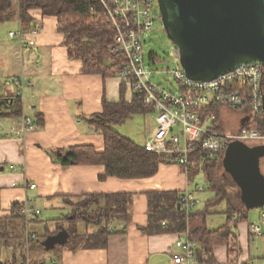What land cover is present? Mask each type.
I'll use <instances>...</instances> for the list:
<instances>
[{
  "label": "crops",
  "instance_id": "1",
  "mask_svg": "<svg viewBox=\"0 0 264 264\" xmlns=\"http://www.w3.org/2000/svg\"><path fill=\"white\" fill-rule=\"evenodd\" d=\"M29 15L30 21L23 22L18 10L11 19L15 21V28L8 32L39 28L35 48L22 45L16 38H11L16 40V45L5 44L0 37V95L7 97L0 98L9 100L12 97L14 90L8 82L14 78L22 76L31 80L33 87L25 90L23 105L24 113L32 118L35 126V130L24 136L17 135L21 116L12 117L11 109L0 103V233L9 238L8 243L0 244V264L24 263L27 249L23 256L17 249L16 238L23 233L26 236V229L44 240L43 248L35 250L29 245L30 264H174L172 258L179 252L175 244L180 234L148 235L141 230L149 221L146 193L189 191L196 196L202 190L199 187L194 190L192 184L203 172L190 178L185 168L174 162L161 164L158 173L151 178L108 177L101 180L106 173L103 165L63 166L57 163L51 155L55 150L92 146L98 153H103L104 135L89 121L102 115L104 101L117 104L123 98L131 102L136 93L115 76L106 78L98 73H84L83 62L69 55L65 37L59 32L58 19L44 16L39 10L31 11ZM29 105L35 110L27 109ZM119 125L116 129L113 125L112 129L141 147H145L157 129L154 120L141 142L142 137H129ZM25 182L35 184L36 188L25 190L13 186ZM115 193L133 195V203L128 222L115 221L111 226L114 233L108 246L85 249L68 243L74 231L88 235L101 228L82 221L75 223L72 214L76 205L89 196ZM27 198L41 211L40 217L29 225L19 213ZM209 217L206 218L207 228ZM226 223L227 220L224 225ZM255 225L262 227L263 234L259 237L251 234V226ZM231 227L234 243L230 247L214 249L217 263L264 264V220L252 224L248 214L247 221L234 223ZM54 239H58V243L47 246ZM198 252L203 262L204 255L200 250Z\"/></svg>",
  "mask_w": 264,
  "mask_h": 264
},
{
  "label": "trees",
  "instance_id": "2",
  "mask_svg": "<svg viewBox=\"0 0 264 264\" xmlns=\"http://www.w3.org/2000/svg\"><path fill=\"white\" fill-rule=\"evenodd\" d=\"M23 22L30 21L29 12L39 10L44 16L58 19L59 32L65 37L69 47V55L83 62L86 74H102L104 77L115 76L124 64L122 55H112L110 48L115 41V31L106 23V16L97 0H0V23L10 21L18 14ZM162 29H164L162 27ZM165 31V29H164ZM166 32V31H165ZM0 103L10 108L12 117L21 116V105L11 100L1 99ZM154 108L144 103L143 95L136 94L131 102L123 98L120 103L109 104L104 101V112L99 117L89 121L105 138V151L98 153L92 146H79L67 150H55L51 155L57 163L63 166L103 165L106 168L104 176L120 179H146L155 176L159 167L164 163H178L177 154H158L146 151L120 135L113 125L122 123L128 117L136 114L153 113ZM218 128H220L221 113ZM4 116V115H3ZM255 127L264 134V112L255 118ZM244 123L241 129L252 128ZM222 129V128H221ZM224 152L219 151L210 155L199 146L190 154L189 164L184 167L188 176L194 178L203 172L206 178L207 190L214 197L208 200L205 208L187 215L179 208L180 192H150L148 199V225L141 230L148 235L180 234L190 228L189 232L204 255V264H218L214 249L218 246L230 247L233 241L231 225L248 220V210L242 203L241 191L232 176L224 170ZM183 167V166H182ZM133 203V195L115 193L108 195L89 196L78 203L72 216L75 223L85 222L98 225L100 230L95 234L79 235L71 233L68 243L85 249H104L108 246L109 238L114 231L111 226L115 221L127 223ZM225 204L222 213L226 216V225L208 230L206 218L216 213L215 208ZM94 206V207H93ZM17 207V206H16ZM93 207V208H92ZM83 209L84 212H78ZM264 212V208H261ZM191 217L190 222L188 219ZM165 223V226L163 225ZM9 238L0 233V244L7 243ZM17 249L24 256L26 249L25 233L18 235ZM40 237L31 241V249L43 248ZM234 246H232L233 248ZM75 250V249H74ZM25 258V257H24Z\"/></svg>",
  "mask_w": 264,
  "mask_h": 264
},
{
  "label": "built area",
  "instance_id": "3",
  "mask_svg": "<svg viewBox=\"0 0 264 264\" xmlns=\"http://www.w3.org/2000/svg\"><path fill=\"white\" fill-rule=\"evenodd\" d=\"M97 1L106 16V23L115 31V41L110 53L120 54L125 59L123 68L115 77L128 84L136 94L143 95L144 103L153 107L156 114L157 129L147 140L144 147L146 151L177 154L178 164L187 167L190 154L198 146L210 155L219 151L225 153L229 144L234 141L245 142L251 146H264V134L258 128L244 127L233 132L218 128L219 116L216 112L223 108L246 110L254 116L264 112V67L260 62L241 64L234 71L220 75L212 81H193L187 77L181 66L180 50L174 45L173 63L177 67L163 71L149 68L146 66L144 53L145 37L163 26L158 0ZM39 33V28L27 32L20 29L18 32H10L9 37L16 38L29 48H35ZM149 57L150 65L161 62L155 53H150ZM163 73L173 78L176 88L155 81V76ZM9 83L14 90L9 100L21 105L17 135L24 136L35 130L32 118L24 113L23 105L24 92L32 88L33 83L22 76ZM0 97L7 98L4 94ZM27 109L34 111L35 107L29 105ZM261 169L264 173V160ZM13 186L25 190L36 188L35 184L27 182ZM198 204L199 199L189 191L183 192L178 198L179 208L187 215L196 211ZM19 213L26 225L41 215V211L31 205L30 198L21 204ZM262 219L264 220V212ZM251 234L259 237L263 234L262 227L251 226ZM36 238L35 234L26 229L27 254L23 264H30L28 247ZM175 245L179 252L173 255L174 264H204L199 258V246L192 239L189 228L180 233Z\"/></svg>",
  "mask_w": 264,
  "mask_h": 264
},
{
  "label": "water",
  "instance_id": "4",
  "mask_svg": "<svg viewBox=\"0 0 264 264\" xmlns=\"http://www.w3.org/2000/svg\"><path fill=\"white\" fill-rule=\"evenodd\" d=\"M158 2L163 27L179 48L181 66L190 80L212 81L241 64L260 62L264 67V0ZM224 156V170L239 186L246 209L264 208V146L234 141Z\"/></svg>",
  "mask_w": 264,
  "mask_h": 264
},
{
  "label": "rangeland",
  "instance_id": "5",
  "mask_svg": "<svg viewBox=\"0 0 264 264\" xmlns=\"http://www.w3.org/2000/svg\"><path fill=\"white\" fill-rule=\"evenodd\" d=\"M162 25V23H161ZM160 26V29H156L149 33L145 37V43H144V53L146 58V66L152 69H158L159 71L166 70L167 68H175L177 67L176 64L173 63L174 56V43L169 39L167 33L162 29ZM15 28V21L10 20L5 23H0V37L1 41H3L5 44H15L16 40L11 39L8 35L9 30H14ZM17 32V31H16ZM16 45V44H15ZM150 53H155L161 60L159 64L156 65H150ZM18 63L20 62V55L17 57ZM155 81L158 83L163 84L164 86L176 88L177 84L173 80V78L167 74L163 73L159 76H155ZM9 83V82H8ZM146 117V118H144ZM156 118L155 113H149L146 115L136 114L128 117V119H125L119 127L129 136V137H142L141 142H143L144 136L146 134L147 128L153 126V122ZM256 116H254L252 113L246 110H233L229 108H223L221 109V122H220V128L223 130H230L234 131L236 128H239L243 123H251L250 127L256 128L255 122ZM116 129V125H115ZM232 131V132H233ZM135 139V138H133ZM206 179L205 175L203 173H200L197 178L195 179L194 183L192 184V188L194 190L199 187L202 191H198L197 194H195L196 198L199 199V204L197 210H202L205 208V204L208 200L212 199L214 195L207 190L206 185ZM94 207V206H93ZM92 207V208H93ZM226 205H220L215 208L216 213L215 215L212 214L207 219L208 221V228L210 230L219 229L221 226H223L226 222V216L224 215L223 210H225ZM85 210L81 209L78 210V212H84ZM250 217V222L252 224H258L262 223L261 219V208L253 209L247 212ZM260 215V219H259ZM35 258V256H32Z\"/></svg>",
  "mask_w": 264,
  "mask_h": 264
}]
</instances>
